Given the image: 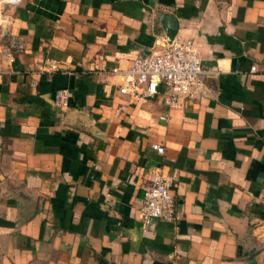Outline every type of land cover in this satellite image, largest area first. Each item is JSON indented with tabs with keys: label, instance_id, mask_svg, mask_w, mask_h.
<instances>
[{
	"label": "crops",
	"instance_id": "crops-1",
	"mask_svg": "<svg viewBox=\"0 0 264 264\" xmlns=\"http://www.w3.org/2000/svg\"><path fill=\"white\" fill-rule=\"evenodd\" d=\"M163 13L207 71L174 107L100 72L149 53ZM158 169L175 218L144 227ZM0 264H264V0L1 6Z\"/></svg>",
	"mask_w": 264,
	"mask_h": 264
},
{
	"label": "built area",
	"instance_id": "built-area-1",
	"mask_svg": "<svg viewBox=\"0 0 264 264\" xmlns=\"http://www.w3.org/2000/svg\"><path fill=\"white\" fill-rule=\"evenodd\" d=\"M0 1L1 7L4 4H20L22 0ZM152 47L149 53L140 54L134 59L126 70L107 69L102 65L100 72L119 77L117 86L120 95L135 100H151L161 96L166 104L174 107L181 99L193 93H206L204 77L207 71L193 39L174 38L168 42L165 35L159 34L155 36ZM49 62V68L56 70L52 66L53 61ZM251 70L254 71L255 66ZM65 98L64 94L57 95L54 106H63ZM161 119H167V116L162 115ZM153 149L159 155L165 151L162 145H153ZM174 181V177L166 175L162 170L154 171L152 181L144 189L143 205L138 211L144 227H148L153 220H174L176 201L169 190Z\"/></svg>",
	"mask_w": 264,
	"mask_h": 264
},
{
	"label": "water",
	"instance_id": "water-1",
	"mask_svg": "<svg viewBox=\"0 0 264 264\" xmlns=\"http://www.w3.org/2000/svg\"><path fill=\"white\" fill-rule=\"evenodd\" d=\"M160 18H161L162 26L166 32L165 36L167 37L168 42H170L175 38V36L178 33L179 30L178 20L170 13H163L161 14ZM81 128H83V130L85 131L91 132L90 125L88 126L85 125L84 127L82 125Z\"/></svg>",
	"mask_w": 264,
	"mask_h": 264
},
{
	"label": "rangeland",
	"instance_id": "rangeland-1",
	"mask_svg": "<svg viewBox=\"0 0 264 264\" xmlns=\"http://www.w3.org/2000/svg\"><path fill=\"white\" fill-rule=\"evenodd\" d=\"M5 5H9V4H4L3 6H5Z\"/></svg>",
	"mask_w": 264,
	"mask_h": 264
}]
</instances>
